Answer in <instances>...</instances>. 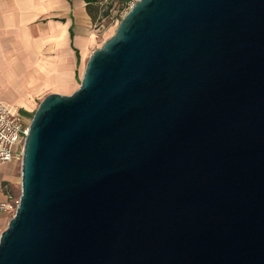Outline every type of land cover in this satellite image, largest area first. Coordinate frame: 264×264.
<instances>
[{"label":"water","instance_id":"95a60500","mask_svg":"<svg viewBox=\"0 0 264 264\" xmlns=\"http://www.w3.org/2000/svg\"><path fill=\"white\" fill-rule=\"evenodd\" d=\"M0 264H264V0H136L33 112Z\"/></svg>","mask_w":264,"mask_h":264},{"label":"crops","instance_id":"0c3cea01","mask_svg":"<svg viewBox=\"0 0 264 264\" xmlns=\"http://www.w3.org/2000/svg\"><path fill=\"white\" fill-rule=\"evenodd\" d=\"M102 1L0 0V104L28 116L46 95L78 88ZM8 165L0 167V200L14 181Z\"/></svg>","mask_w":264,"mask_h":264},{"label":"rangeland","instance_id":"374dc122","mask_svg":"<svg viewBox=\"0 0 264 264\" xmlns=\"http://www.w3.org/2000/svg\"><path fill=\"white\" fill-rule=\"evenodd\" d=\"M131 0H103L101 5V14L104 15L102 20L97 21L94 26V35H95V44L93 45L92 49L90 50V53L101 46V44L109 38L119 22V20L126 14L127 6L126 4ZM90 54H88L89 56ZM87 57L84 56L82 65L79 67L78 72V85H79V79L81 78L82 71L85 65V62L87 60ZM31 115L24 116L28 122L31 118ZM21 152L19 155L15 157V159L9 163V165L6 167L10 169V173L14 176V181H10V195L13 197V200L19 199L20 196V167H21ZM5 167V166H2ZM1 167V168H2ZM16 209V208H15ZM14 210H9L5 213H0V233L6 228L8 221L11 219L13 214L15 213Z\"/></svg>","mask_w":264,"mask_h":264},{"label":"built area","instance_id":"2783aa9c","mask_svg":"<svg viewBox=\"0 0 264 264\" xmlns=\"http://www.w3.org/2000/svg\"><path fill=\"white\" fill-rule=\"evenodd\" d=\"M136 0L129 1L127 10ZM28 120L19 112H12L5 105L0 104V167L11 163L22 150L27 133ZM18 201L11 195L0 200V213L14 210Z\"/></svg>","mask_w":264,"mask_h":264}]
</instances>
